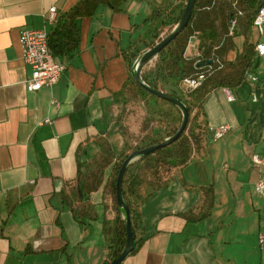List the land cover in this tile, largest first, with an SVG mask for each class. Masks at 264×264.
I'll list each match as a JSON object with an SVG mask.
<instances>
[{
  "label": "crops",
  "instance_id": "1",
  "mask_svg": "<svg viewBox=\"0 0 264 264\" xmlns=\"http://www.w3.org/2000/svg\"><path fill=\"white\" fill-rule=\"evenodd\" d=\"M77 1L0 0V264H104L115 234L116 212L103 185L88 195L95 216L84 221L62 191L76 177L77 161L97 151L102 132L109 142L115 133L124 150L116 94L129 81V56L135 54L133 63L148 49L151 14L163 0H125L118 11L104 4L81 17L79 51L62 59L59 80L27 90L31 68L20 31H49L55 23L47 21L48 8L57 18ZM233 41L229 60L238 51ZM197 43L192 36L187 55L196 56ZM247 72L257 77L254 85L244 77L205 97L204 152L142 192L135 247L119 264H264V190L254 191L264 163L251 162L253 154L264 156V62L254 55ZM224 124L229 129L217 137L213 129Z\"/></svg>",
  "mask_w": 264,
  "mask_h": 264
},
{
  "label": "trees",
  "instance_id": "2",
  "mask_svg": "<svg viewBox=\"0 0 264 264\" xmlns=\"http://www.w3.org/2000/svg\"><path fill=\"white\" fill-rule=\"evenodd\" d=\"M124 1L78 0L68 11L57 17L55 24L48 31V47L53 56L61 62L63 58H70L78 53V19L93 15L99 6L104 4L118 11ZM168 1L163 0L161 5L153 10L145 47L153 46L165 29H171L178 22L185 2L171 6ZM237 1L242 7V11L237 10L243 15L242 25L251 32L252 20L259 1ZM234 2L236 3V0H196L187 26L156 55L152 66L145 65L141 69V79L148 86L181 100L189 110V118L185 130L175 141L151 154L138 157L125 170L122 193L125 203L129 206L133 232L138 218L136 203L141 199L142 192L143 195L150 194L175 175L177 170L189 160L200 152H204L206 127L201 113L205 97L214 88H230L241 83L252 63L256 43L252 34L251 38L243 40L232 60L226 58L228 52L234 48L233 38L229 34L230 21L237 12L233 8ZM192 36H196L198 41V55L191 58L186 55V49ZM134 56L135 54H131L128 60V56L125 55L130 77L116 95L126 94L124 89L127 87L131 92L130 100H143L145 118L141 121L142 135L133 146L129 144L121 125L124 111L121 110L116 122L124 141V150L117 155L107 138V132H102L95 140L97 151L92 156L84 155L82 161H77V175L70 181L67 189L62 191L63 201L74 217L80 221L92 219L95 216L92 205L88 201V195L91 192L103 185V189L111 198L116 212L115 234L108 246L109 251L104 264H108L120 253L125 242V221L115 199V180L123 160L133 150L157 144L172 135L181 121V111L178 107L149 94L133 80L131 66ZM215 58H219L220 62H215ZM197 59L201 63L199 66ZM208 60H211L210 64H207ZM199 73L204 74V79L199 86L192 90L181 86L185 77ZM149 99L167 105V111H160L159 108L150 110L145 106L149 103ZM191 114L193 116L190 117ZM79 189L82 195H79Z\"/></svg>",
  "mask_w": 264,
  "mask_h": 264
},
{
  "label": "built area",
  "instance_id": "3",
  "mask_svg": "<svg viewBox=\"0 0 264 264\" xmlns=\"http://www.w3.org/2000/svg\"><path fill=\"white\" fill-rule=\"evenodd\" d=\"M256 13L253 17L252 24L256 27L260 39L254 45V55L259 60L264 62V0H258ZM242 13L238 11L235 16L231 19V26L235 25L236 17ZM55 7L50 6L48 8V19L47 21L51 24L56 22ZM19 41L22 47V57L25 64L31 68V76L26 81V88L29 91H36L43 87H51L55 84L63 71V65L53 56L52 52L48 47V31L45 28L42 29H22L19 33ZM189 45V44H188ZM188 47V46H187ZM198 55V52L196 56ZM197 62H200L197 59ZM245 78L249 79L252 85L257 81V77L252 73H245ZM204 79V74H194L187 76L183 79L182 84L187 89H194L200 85ZM229 99H232V95L227 91ZM255 99V93L252 94ZM48 121V120H46ZM229 126L224 124L213 129V132L217 137L223 135ZM251 162L254 165H261L264 163V156L253 154L251 156ZM264 180L259 179L254 184V191L258 194H263ZM258 242L261 247H264V234H260Z\"/></svg>",
  "mask_w": 264,
  "mask_h": 264
},
{
  "label": "water",
  "instance_id": "4",
  "mask_svg": "<svg viewBox=\"0 0 264 264\" xmlns=\"http://www.w3.org/2000/svg\"><path fill=\"white\" fill-rule=\"evenodd\" d=\"M196 0H186L185 6L183 8V12L178 20V22L171 28L170 32L166 34L165 36L161 37L153 46L146 49L144 52L139 54L133 61L132 67H131V75L133 80L139 84L146 92L149 94L156 96L158 98H161L163 100H166L170 102L171 104L175 105L179 108L181 111V122L177 128V130L167 138H165L163 141L153 144L150 146H147L145 148L141 149H135L130 154H128L125 159L123 160L117 176L115 180V199L117 206L122 211V217L125 221V242L122 247V250L118 255H116L108 264H119L123 261V259L133 251L135 247V235L134 232L131 229V219H130V211L129 206L125 203L122 193V182H123V176L125 173V170L127 166L133 162L135 159H137L140 156H145L148 154L153 153L155 150L159 148H163L167 145H169L171 142L175 141L185 130L189 118V110L179 100L178 98L171 96L167 93H165L162 90L154 89L150 86H148L140 76L141 69L143 66L148 64L153 58L156 57V55L172 40L175 39L176 35L181 32L188 24L192 11L194 8ZM211 60L207 61V64H210ZM197 65H201L200 62H197ZM79 195H82L81 189L78 190Z\"/></svg>",
  "mask_w": 264,
  "mask_h": 264
},
{
  "label": "rangeland",
  "instance_id": "5",
  "mask_svg": "<svg viewBox=\"0 0 264 264\" xmlns=\"http://www.w3.org/2000/svg\"><path fill=\"white\" fill-rule=\"evenodd\" d=\"M180 2H186V0H169V4L171 6H173L175 3H179ZM235 1V0H234ZM237 3V4H236ZM236 3L234 2V7L235 10L234 11H237V10H241V6L239 4V2L236 0ZM232 8V9H233ZM242 11V10H241ZM238 12V11H237ZM236 12V13H237ZM242 18H243V15H238L236 17V23L235 25L233 26H230L229 28V34L232 36L233 40H235V45H236V50H239L240 49V45H241V42L243 43V40H248V38H251V34H252V38L254 39H260V35L258 34L257 32V29L256 27H252L250 28L251 32H249L247 28H245L244 25H242ZM263 29H264V26H263ZM171 29H165L159 36V38L156 40V42L163 36H165L166 34H168L170 32ZM241 34V35H239ZM263 39H264V36H261ZM155 42V43H156ZM187 55V54H186ZM188 57H195L193 55V53H190V55L188 54L187 55ZM222 58V57H220ZM226 58L228 59V56H226ZM155 58H153L148 64V66H152L155 62ZM219 58H215V62H220L218 60ZM223 63H221L222 65ZM261 66V64H260ZM132 67V66H131ZM210 70V69H209ZM127 88V87H126ZM124 89L125 90V93L126 94H119L117 95V99H118V107L115 108L114 112H113V115L115 117V119H117L119 113L121 112V110L123 111L122 112V120H121V125H122V129H123V132H124V136L125 138L128 140L129 144L130 145H134L135 142L137 141V139L139 138L140 135H142V130L140 129L141 128V121L145 118V111H144V108L142 107L143 106V100L141 101L140 99L138 100H130L129 97H130V94L131 92L128 91V88L127 89ZM115 97V98H116ZM149 103L148 104H145V106H147L150 110H153L154 108L155 109H158L160 111H167V105L163 104L162 102H156L155 100H151L149 99L148 101ZM153 106V107H152ZM125 107V108H123ZM196 113V110L194 111ZM193 114V113H192ZM190 115L193 116V115ZM199 119L197 118V121ZM181 122V121H180ZM113 130V128L111 129V131ZM110 144L114 150V152H117V153H120L123 149L122 145L119 143L120 142V139L116 136L115 133H112L110 132Z\"/></svg>",
  "mask_w": 264,
  "mask_h": 264
}]
</instances>
